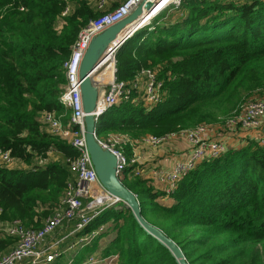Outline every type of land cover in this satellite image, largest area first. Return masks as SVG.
<instances>
[{
    "label": "trees",
    "instance_id": "1",
    "mask_svg": "<svg viewBox=\"0 0 264 264\" xmlns=\"http://www.w3.org/2000/svg\"><path fill=\"white\" fill-rule=\"evenodd\" d=\"M63 9L61 0H0V147L27 165L51 151L60 157L34 170L0 168L1 219H20L27 228L41 227L38 206L53 205L73 179L62 160L76 151L44 131L40 118L56 112L70 120L71 111L61 103L64 65L81 29L99 13L79 2L58 33ZM176 10L179 15L169 14ZM116 60L122 81L142 69H161L166 97L152 109L132 103L110 108L96 122L98 136L141 140L224 123L264 90V0H182L178 9L136 31ZM122 183L137 196L143 218L177 243L189 264H264V146L247 141L203 161L169 195L142 177ZM163 197L173 205H161ZM109 223L116 236L103 256L118 254V264H177L125 204L103 211L83 234ZM103 237L80 251L75 263L96 252ZM13 247L12 239L0 238V254Z\"/></svg>",
    "mask_w": 264,
    "mask_h": 264
},
{
    "label": "built area",
    "instance_id": "2",
    "mask_svg": "<svg viewBox=\"0 0 264 264\" xmlns=\"http://www.w3.org/2000/svg\"><path fill=\"white\" fill-rule=\"evenodd\" d=\"M61 1L64 3V9L58 17L56 28L58 33H61L67 26V19L75 13L79 2H86L96 13H99L97 18L81 29L72 46V54L64 65L67 84L61 95V103L66 110L71 111L70 120L65 123V115H59L56 112H45L40 118L42 126H47L49 133L67 142L76 151V156H68L62 160L73 179L67 183L60 202L38 229L27 228L20 219L2 220L3 209L0 207V238L14 241L12 250L0 254V264H55L68 252L78 254L83 249L92 246L98 238L114 227L112 223H109L91 233L83 234V231L106 209L119 208L125 204L120 198L110 194L101 184L88 150L80 68L94 38L128 18L146 0ZM165 1L167 0H163L160 5ZM181 2L182 0H168L162 10L154 15V18L164 10L178 9ZM21 10L24 11V9ZM121 45L120 40L113 42L106 49L97 67V71L103 70L105 61L111 58L112 78L100 84L95 82L98 88L104 87L100 89L93 113L96 122L112 107L132 103L152 109L162 103L166 97V78L159 77L161 69H142L131 81L118 80L116 56ZM170 76L167 74V78ZM221 124L223 128H215L212 124H201L178 133L142 139L147 144L157 147L170 138L182 135L191 143L190 153L179 160L172 169L156 170V176L166 185L164 190L166 194H171L178 182L200 163L219 158L230 150L219 133L230 132L235 135L244 134L245 131H255V140L252 141L264 146V90L254 100L240 105ZM219 129L226 131L222 132ZM95 137L102 149L116 158V175L121 181L126 178L143 177L144 169L141 158L131 154L137 140L120 133L100 137L96 132ZM49 153L46 158L37 157L31 165H27L23 160L13 156L11 150L0 147V168L34 170L36 167H44L50 162ZM37 220L38 218L35 219L36 222ZM69 224H73V229L68 234L55 238L59 230ZM71 238L74 240L68 244L66 249L60 251L59 247ZM76 256H68L66 264H76ZM119 261L118 254L105 257L102 251H96L88 255L81 264H118Z\"/></svg>",
    "mask_w": 264,
    "mask_h": 264
},
{
    "label": "water",
    "instance_id": "3",
    "mask_svg": "<svg viewBox=\"0 0 264 264\" xmlns=\"http://www.w3.org/2000/svg\"><path fill=\"white\" fill-rule=\"evenodd\" d=\"M163 0H146L128 18L113 25L106 31L98 35L92 41L86 52L80 68V81L83 96L84 111L86 114V142L90 152L94 168L101 184L113 196L120 198L125 205L132 211L138 224L151 236L156 238L173 255L177 264H189L182 249L172 239L167 237L161 230L149 224L141 214L140 203L137 196L127 189L116 175V158L108 151L102 149L96 140V119L93 115L100 95L95 83L94 75L97 72L99 62L106 49L115 41L120 40L121 47L129 40L136 31L143 28L147 13L144 9H151L154 5L159 6ZM154 8V10L157 8ZM153 10V11H154ZM152 11V12H153ZM151 12V13H152ZM135 25L133 30L120 35L130 26ZM120 47V48H121ZM119 48V49H120Z\"/></svg>",
    "mask_w": 264,
    "mask_h": 264
},
{
    "label": "crops",
    "instance_id": "4",
    "mask_svg": "<svg viewBox=\"0 0 264 264\" xmlns=\"http://www.w3.org/2000/svg\"><path fill=\"white\" fill-rule=\"evenodd\" d=\"M219 135L229 149H237L243 147L247 141L255 140V131H245L244 134H241V136L245 137L247 140V141L243 140L241 145L238 144V142L233 143L234 139H232L231 134L219 133ZM191 147H192L191 143L188 141V139L185 136L178 135L175 138H170L167 142L157 147H153L147 144L146 141L144 140H137L131 154L141 158L144 169V174L142 178L147 180L149 185L155 191H164L166 185L163 184L161 180H159L158 176H156L157 175L156 170L172 169L179 160L185 158L190 153ZM49 160L52 162H56V161L60 162V157L58 153L51 152L49 153ZM158 202L163 206L171 207L174 203V200L168 197H163V198H159ZM63 229L64 228L60 229L58 233H60V231H62ZM72 229L73 227L71 226V228L64 235L68 234ZM102 239L99 242L98 250L101 249L100 246H103V240H105V238L103 240ZM73 240L74 239H70V241ZM107 246L108 245H106L104 249ZM104 249L101 250L103 251ZM71 255H77V253L68 252L64 257L65 259H67V257Z\"/></svg>",
    "mask_w": 264,
    "mask_h": 264
},
{
    "label": "rangeland",
    "instance_id": "5",
    "mask_svg": "<svg viewBox=\"0 0 264 264\" xmlns=\"http://www.w3.org/2000/svg\"><path fill=\"white\" fill-rule=\"evenodd\" d=\"M169 10H172V9H167V10H164V11H162L161 13H163V12H165V11H169ZM177 11V10H176ZM176 11H173V12H171V13H169V14H172V16H177V15H179L178 14V11L176 12ZM160 13V14H161ZM159 14V15H160ZM152 20H150L149 22H145L144 23V25L142 26V27H144L145 25H147V24H149L150 22H151ZM102 72H103V70L101 69V70H99V71H97L96 73H95V75H94V77L95 78H97L99 75H101L102 74ZM95 78H94V80H95ZM99 84V83H98ZM66 87V85L64 86V88ZM98 87V86H97ZM99 89V92H100V89H104V87H99L98 88ZM245 102L247 103V101L245 100ZM244 103V102H243ZM62 115H65V114H62ZM65 118V117H64ZM226 121V120H225ZM64 122H66V119H64ZM215 128H223L224 126L221 124V123H216V124H212ZM190 129H192V128H190ZM43 130L44 131H46V132H49V130H48V127L47 126H45V125H43ZM219 131H222V132H225L226 130L225 129H219ZM228 133H230V132H227L226 134H228ZM112 134V133H111ZM117 134V133H116ZM230 134H232V139H234V142L233 143H237L238 142V144H240L241 145V143H242V141L244 140V141H247L246 140V138L245 137H242L241 136V134L240 133H238V134H235V135H233V133H230ZM147 137H157V136H154V135H147V136H145L144 138H147ZM143 139V138H142ZM141 139V140H142ZM247 144V142L244 144V146ZM240 148H242V147H240ZM238 149V148H237ZM53 160V159H52ZM49 163H52V161H50ZM63 193H64V191H63ZM63 193H62V195L59 197V199L56 201V202H54L53 203V205H50V204H48V205H45V206H42L41 204L38 206V208L36 209V218H38L39 220H40V223H41V225H42V222H44L45 221V219L52 213V208L53 207H55L56 205H58V203L60 202V200H61V198H62V196H63ZM123 205V204H122ZM127 207V206H126ZM43 208V209H42ZM45 212H49V214L47 215V216H43V213H45ZM112 225V224H111ZM113 227V226H112ZM71 228V225L70 226H67V227H64V229L62 230V231H60V233H57L56 235H55V238H60L62 235H64L69 229ZM115 236H116V229L114 228L113 230L112 229H109V231H108V233L106 234V235H104V238H105V240H103V246H100L101 247V249H104V247L106 246V245H109L110 244V242L115 238ZM71 241H67L66 243H63L60 247H59V250L60 251H63L64 249H66L67 248V246H68V244L70 243ZM99 249V248H98ZM98 250V252H101L102 250ZM64 259V260H63ZM63 264H66L67 263V259H65V257L63 256V257H61V260H60Z\"/></svg>",
    "mask_w": 264,
    "mask_h": 264
},
{
    "label": "bare ground",
    "instance_id": "6",
    "mask_svg": "<svg viewBox=\"0 0 264 264\" xmlns=\"http://www.w3.org/2000/svg\"><path fill=\"white\" fill-rule=\"evenodd\" d=\"M168 1V0H167ZM167 1H165L162 5H159V6H157V4L156 5H154L151 9H144V12H146L147 11V13L144 15V17H148L146 20H145V22H149L150 20H152V19H154V15L157 13V12H159V11H161L162 10V8H163V6L166 4V2ZM157 6V8L154 10V8ZM154 10V11H153ZM153 11V12H152ZM152 12V13H151ZM144 22V23H145ZM144 25V24H143ZM142 25V26H143ZM135 27V25H132V26H130L127 30H125V32L124 33H122L121 35H120V37H122L126 32H128V31H131V30H133V28ZM105 68L103 69V72H102V74L101 75H99L97 78H95V82L98 84H100V83H104L105 81H108V80H110L111 78H112V64H111V58H108V60H106L105 61V66H104Z\"/></svg>",
    "mask_w": 264,
    "mask_h": 264
}]
</instances>
